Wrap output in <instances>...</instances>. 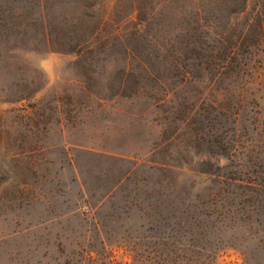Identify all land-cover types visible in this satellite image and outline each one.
<instances>
[{"label":"rangeland","instance_id":"1","mask_svg":"<svg viewBox=\"0 0 264 264\" xmlns=\"http://www.w3.org/2000/svg\"><path fill=\"white\" fill-rule=\"evenodd\" d=\"M28 1L12 13L0 0V264H264V198L255 215L233 187L234 209L251 216L246 240L238 217L202 215L190 229L203 250L170 244L189 237L173 209L209 211L198 171L235 148L215 104L232 107L233 82L170 55L188 14L151 18L156 0H44L41 14ZM256 95L235 160L264 173V88Z\"/></svg>","mask_w":264,"mask_h":264},{"label":"trees","instance_id":"2","mask_svg":"<svg viewBox=\"0 0 264 264\" xmlns=\"http://www.w3.org/2000/svg\"><path fill=\"white\" fill-rule=\"evenodd\" d=\"M251 1L156 0L149 14V17L152 18L156 13H161L162 9L177 5L183 14L188 15L182 18L184 25L181 29L172 30L170 55L181 56L185 60L197 62L196 66L201 67L202 71L209 74L212 81L228 78L233 82L232 107L227 109L225 105H221L217 101L215 104L218 105L217 109L221 117L231 119L233 127L230 133L235 148L229 155L221 153L218 157H213L211 169L208 171H198V175L208 181L207 202L210 206L209 211L195 214L183 209L181 211L182 216H178L173 209L169 215L173 223L178 219V222L174 224L182 223L187 226L185 233L189 236L183 239L185 240L183 243L177 237H172L170 244L173 246L180 245L194 250H203L198 240L192 237L194 233L190 229L191 225L196 223L198 216L201 217L202 215L214 217V220L221 223L226 220L230 224H234L236 217H238V221L246 226L247 231L243 241L246 240V236L251 234V216L248 214L249 211H245L243 207L240 211L234 209L232 199L236 196L240 197V195L234 191H228V187L245 191L241 195L243 197L241 198L242 204L249 207L256 205L258 210L252 211L255 215L262 213L263 210L261 206L259 208V205L264 198V175H260L264 173L242 170L244 168L242 164L235 160L236 147L240 146L241 138L247 140L248 134L247 129H244L241 124L243 110L245 107L251 108L253 116L250 117V126L258 123L256 118L260 112L257 110L259 103L256 94L261 87L264 88V74L260 73L261 71L264 72V0H254L255 8L249 10ZM26 4H30V2L11 0L8 11L15 13V9L23 10ZM35 7L42 14L46 7L44 0H37ZM102 22H105L104 19L93 32V35L99 33L100 27L103 25ZM186 73L190 74L189 71ZM261 76L262 78H260ZM223 136L222 138H224ZM249 140L252 141L251 138ZM225 144L224 142L221 143L223 152L226 150L224 149ZM220 159L228 161L233 168L240 170L231 171L229 169L230 171H226L224 166L219 165ZM156 216L161 217L159 210L156 211ZM255 223L261 231L262 223L259 220H255ZM258 246L263 249L264 253V239L258 242ZM194 250L193 253L198 254ZM167 256L159 255L154 259L160 261ZM175 257L177 258L178 255L171 251V262ZM182 258L185 263L194 260L191 255L186 256V254Z\"/></svg>","mask_w":264,"mask_h":264},{"label":"crops","instance_id":"3","mask_svg":"<svg viewBox=\"0 0 264 264\" xmlns=\"http://www.w3.org/2000/svg\"><path fill=\"white\" fill-rule=\"evenodd\" d=\"M109 157H116V158H118V159H120V160H124V159H127L126 157H122V156H116V155H113V154H110L109 155Z\"/></svg>","mask_w":264,"mask_h":264},{"label":"built area","instance_id":"4","mask_svg":"<svg viewBox=\"0 0 264 264\" xmlns=\"http://www.w3.org/2000/svg\"><path fill=\"white\" fill-rule=\"evenodd\" d=\"M84 210L86 211V208Z\"/></svg>","mask_w":264,"mask_h":264}]
</instances>
